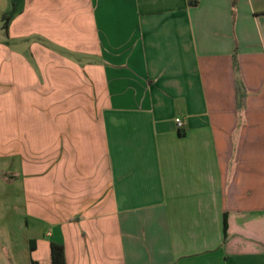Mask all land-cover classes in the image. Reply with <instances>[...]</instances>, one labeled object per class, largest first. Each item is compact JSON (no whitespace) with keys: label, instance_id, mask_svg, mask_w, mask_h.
Segmentation results:
<instances>
[{"label":"crops","instance_id":"obj_1","mask_svg":"<svg viewBox=\"0 0 264 264\" xmlns=\"http://www.w3.org/2000/svg\"><path fill=\"white\" fill-rule=\"evenodd\" d=\"M0 115V264H264V0H0Z\"/></svg>","mask_w":264,"mask_h":264},{"label":"trees","instance_id":"obj_2","mask_svg":"<svg viewBox=\"0 0 264 264\" xmlns=\"http://www.w3.org/2000/svg\"><path fill=\"white\" fill-rule=\"evenodd\" d=\"M15 10H12L9 13H5L2 17V22H3V29L5 30V32L8 34L9 32V27L11 22L14 20L15 18ZM236 59V57H235ZM235 65L237 66L236 62ZM237 86H238V96H239V107L243 108L246 106V99H247V94L246 91L243 90L241 92L242 86L240 85V81L237 80ZM181 134H183L181 132ZM224 231H225V241L227 239L226 237V230H227V224L225 222V227H224ZM51 258H52V264H67L66 261V255H65V247L59 243L56 242H52L51 243ZM33 264H39L36 261H33Z\"/></svg>","mask_w":264,"mask_h":264},{"label":"rangeland","instance_id":"obj_3","mask_svg":"<svg viewBox=\"0 0 264 264\" xmlns=\"http://www.w3.org/2000/svg\"><path fill=\"white\" fill-rule=\"evenodd\" d=\"M84 22H85L86 27H88V25H89V23H90L89 19L86 18V19L84 20ZM79 33L81 34V32H79ZM80 34H77V36L79 37ZM81 36H82V35H81ZM74 37L76 38V34H74ZM78 39H79V38H78ZM72 53L78 55V54L75 53V52H72ZM1 108H2V107H1ZM0 120L2 121V115H0Z\"/></svg>","mask_w":264,"mask_h":264},{"label":"built area","instance_id":"obj_4","mask_svg":"<svg viewBox=\"0 0 264 264\" xmlns=\"http://www.w3.org/2000/svg\"><path fill=\"white\" fill-rule=\"evenodd\" d=\"M176 123L180 128L183 127V122L181 121V119H176Z\"/></svg>","mask_w":264,"mask_h":264}]
</instances>
